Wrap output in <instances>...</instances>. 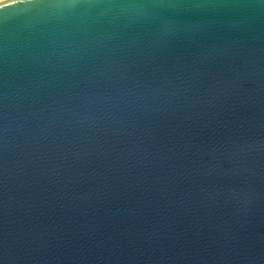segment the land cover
Wrapping results in <instances>:
<instances>
[{
    "label": "water",
    "instance_id": "obj_1",
    "mask_svg": "<svg viewBox=\"0 0 264 264\" xmlns=\"http://www.w3.org/2000/svg\"><path fill=\"white\" fill-rule=\"evenodd\" d=\"M0 264H264V0L0 2Z\"/></svg>",
    "mask_w": 264,
    "mask_h": 264
},
{
    "label": "bare ground",
    "instance_id": "obj_2",
    "mask_svg": "<svg viewBox=\"0 0 264 264\" xmlns=\"http://www.w3.org/2000/svg\"><path fill=\"white\" fill-rule=\"evenodd\" d=\"M3 1H5V0H0V2H3Z\"/></svg>",
    "mask_w": 264,
    "mask_h": 264
}]
</instances>
